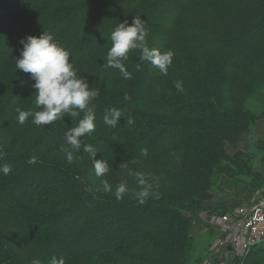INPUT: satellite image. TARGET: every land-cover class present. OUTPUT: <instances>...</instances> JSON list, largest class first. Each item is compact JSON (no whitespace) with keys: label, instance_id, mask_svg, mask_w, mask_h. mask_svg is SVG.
<instances>
[{"label":"trees","instance_id":"1","mask_svg":"<svg viewBox=\"0 0 264 264\" xmlns=\"http://www.w3.org/2000/svg\"><path fill=\"white\" fill-rule=\"evenodd\" d=\"M166 4L169 11L175 10L169 19L161 18ZM189 14L192 19L186 20ZM135 17L145 25L147 44L154 42L157 50L183 57H175L168 68L173 81L141 61L139 49L124 61L131 79H124L118 69H105L111 33ZM178 25L185 30L180 33ZM44 32L69 52L78 78L99 93L91 102L97 128L87 144L98 152L92 159L81 140L72 163L51 156L70 148L65 133L83 112L45 125L32 152L15 151L33 129L31 115L23 124L18 121L29 96L33 100L23 111L40 110L31 74L17 70L19 87L8 96L0 117V169L10 168L7 175L0 171V264H33L36 257L40 264H50L53 256L65 264H190L195 248L191 231L202 209L216 211L205 203L212 199L215 185L229 177L254 188L259 180L254 157H232L227 148L263 117L242 116L231 104L237 96H246L245 79L253 72L257 75L251 88L264 81V0H0V85L4 68L20 58L21 40ZM155 35L160 39H153ZM176 81H182V92ZM125 94L131 99L125 101ZM113 108L122 113L115 128L104 123L105 113ZM48 143L52 145L46 149ZM132 143L133 152L128 146ZM154 154L163 161L160 183L152 172ZM138 155H143L141 163ZM100 159L117 170L116 180L108 181L111 195L91 185H97L93 163ZM137 172L151 185L144 203L136 197L142 190ZM47 180L46 187L40 186ZM122 182L129 191L117 200L114 189ZM173 185L180 188L176 193ZM263 263L264 243L235 262Z\"/></svg>","mask_w":264,"mask_h":264},{"label":"clouds","instance_id":"2","mask_svg":"<svg viewBox=\"0 0 264 264\" xmlns=\"http://www.w3.org/2000/svg\"><path fill=\"white\" fill-rule=\"evenodd\" d=\"M146 36L147 31L141 18L135 17L131 24L126 21L118 24L110 36L112 46L107 51L105 69H118L124 79H131L132 73L128 71L124 61L128 59L131 51L139 49L141 61H148L160 73L167 75L168 68L173 61V53L149 48ZM21 43L23 49L20 58L16 59V68L31 74V78L35 81L33 85L36 89L35 105L41 110L34 113L20 111L18 121L23 124L31 115L35 125L45 126L52 125L54 121L64 118L65 114L75 118L80 112H83L84 116L79 120L77 126L65 133L66 143L70 146L66 151V158L69 163H72L73 153H78L81 150V138L96 131L95 113L91 102L99 93L89 87L86 79L78 78L69 52L59 46L52 35L45 32L40 36L29 35L23 38ZM139 67L138 64L137 68ZM175 87L178 92H182V81H176ZM123 99L128 101L131 98L125 94ZM121 117V111L113 108L105 115L104 123L115 128ZM126 122L131 124L133 121L128 119ZM83 151L90 153L92 159L98 152L92 145H84ZM0 159H3V153H0ZM28 162L34 163L35 161L30 159ZM93 167L97 178L104 177L110 171L106 159L95 160ZM0 171L7 175L10 168L5 165ZM135 176L142 189L136 193V197L140 203H144L150 195L151 185H146L143 173L137 172ZM101 186L105 193L113 192V187L108 180H101ZM128 191L127 184L120 183L114 189L115 198L122 200ZM33 264H40V261L34 260ZM50 264H65V261L63 258L57 260L53 256L50 258Z\"/></svg>","mask_w":264,"mask_h":264},{"label":"rangeland","instance_id":"3","mask_svg":"<svg viewBox=\"0 0 264 264\" xmlns=\"http://www.w3.org/2000/svg\"><path fill=\"white\" fill-rule=\"evenodd\" d=\"M173 1H174V3L179 4L183 0H173ZM3 3H6V2H3ZM16 3H17V1H15V4ZM166 7L167 8H162V10L160 11V12L165 13L164 15H161V18L169 19L172 15V12L175 10L173 9L172 11H169L168 10L170 7L169 4L168 5L166 4ZM210 15L207 16L208 19H212ZM192 16L193 15L189 14L186 16L185 19L190 20V19H192ZM85 26L86 27L89 26L87 22L85 23ZM177 30L181 33L185 29L181 28L178 25ZM190 32L191 31H189V34L191 36H193L194 38L201 39V37H202L201 35H197L196 32H194V33H190ZM153 39L158 40V39H160V37L158 35H155V36H153ZM147 45L149 46V48H155L156 49L154 42H151ZM175 57L180 58V59L183 58L180 54L173 53V59ZM221 63L224 65L223 62H221ZM4 70H5V73L4 72L3 73H4L5 78H4L3 83L0 85V117L2 115L3 107L5 106V104L7 102L8 96L11 95V93L17 87H19L18 80L20 79V75H18L16 65H11L10 67H6V68H4ZM14 70H16L17 75H15ZM1 72H2V70H0V73ZM256 75H257V73L253 72L252 78L245 79L247 87H248L247 91H245L247 94H246V96L243 95V97L237 96L236 103L231 104V107H232V111L241 110L242 116H247V115H250V116L253 115L254 116V114L255 115L261 114V115H263V117L257 118L250 125V130L247 132L243 131L241 133V135L237 138L235 145H229L227 150H228L229 155H231L232 157H235L238 153H243V154H247L249 156L254 157L253 165L256 169V173L259 176V180H256V182H255L257 184V186L254 188L253 187L251 188L252 184H251V186L245 185V187H249V189H251V191H253V195L249 199L245 200L244 202L242 201V202H239L237 205H231V206L219 208V207H217L218 205L224 206L227 202H230V203L232 202L233 199L230 200V197H228L226 195L232 194V192L234 193V191L230 190L226 186L225 187L227 190H225V187H223V184H222L223 181L229 177H226V178L223 177L222 180H220V182L215 185V187L213 189L214 195H213L212 199H208L205 203L207 206L209 205L208 206L209 208L207 207L208 209H214L216 211L214 213H211V212H209V210L205 211L202 209V211L197 215V219L195 220L194 226H193L192 231H191L195 237V248L192 252V261L190 262V264H213V262L215 260L217 261L215 264H235L236 260H238V259L234 258L233 253L226 251L221 246V242L228 241L229 240L228 238L230 237V234L233 231V226L228 224L229 221L222 220V218L224 215L235 214V212L239 208L246 207L252 203H255L261 197L264 196V182H263L264 181V174H263L264 173V81H263V79H260L258 85L255 88H251V84L253 83V80L256 77ZM161 76H163L167 81L168 80L173 81V79H172L173 77L171 78V76H169L168 74L167 75L163 74ZM239 77L242 78L243 75H239ZM32 100H33V96H29L27 101L24 103L21 111L25 110L29 105H31ZM106 114L107 113H105V115ZM105 115H104V117H105ZM146 121L149 122V124L152 123L150 121V119L145 118V122ZM77 124L78 123H74V124L71 123L70 127L73 128V127L77 126ZM17 125L19 126L20 124L18 123ZM96 126H97V124H96ZM18 129H19V127H16L11 131V133H10L11 137H10V142H9L10 144L12 143V139L16 136ZM43 129H44L43 125L37 126V125L33 124L32 131L17 146L15 151L16 152H29V153L32 152L34 144H36V141H37L39 135H41ZM93 134L94 133H92L91 135H85L84 137L81 138V140L84 142L85 145L93 142V138H92ZM160 134L162 135V137H166L165 132L161 131ZM102 135L103 134L100 133V135L97 136L96 140L99 141V138H101ZM240 138H241V141H240ZM116 144H118V142H116ZM51 145L52 144L48 143L46 145V149L50 148ZM128 146H129V149L132 150V152L134 150H136V144L135 143L129 144ZM111 149H112V151H115L116 148H114L112 146ZM43 150L45 151V149H43ZM67 150H68V147H65L61 152H55L51 156L54 158L67 160V158H66V151ZM43 153L44 152H42V154ZM125 154H127L126 151H125ZM73 155H74V153H73ZM138 156L140 158L139 162L141 163V161L143 159V155H138ZM153 156H154L153 157L154 165L152 167V172H153V175L155 176V178L160 183L163 181V170H164L163 161L161 160V157L158 154H154ZM236 158H239V157L236 156ZM140 165L138 166L139 168H141ZM109 167H110V171L104 177L97 178V185H93L91 183V181L89 180L91 185L93 187H95V189H97V191L99 193L104 194V195H111V194H113V192L112 193H105L103 191L102 186H101V180H104V179H106L108 181L113 180V179L116 180L114 177H116V175H117V170H115V167L112 166L111 163L109 164ZM138 167H137V169H139ZM237 183L238 182H236V184ZM48 184H49V180L45 181L44 184L40 185V186L46 187ZM54 186L56 187L58 185L55 184ZM238 186H241V184L239 183ZM172 188H173V193H176L180 189L174 185ZM242 188H244V185ZM237 190L240 191V188H236L235 192ZM66 192L67 191L64 190V193H66ZM225 192L226 193L228 192V194H225ZM228 199H229V201H228ZM210 201H212V203H209ZM214 203L216 204V207H215ZM144 221H145V219H142V223L139 224L141 226L142 230L146 228V221L145 222ZM3 223H4L3 218H0V224L3 225ZM226 230H228V231H226ZM99 240H101V238H99ZM102 242H104V240H102ZM34 260L39 261V258L37 259V257H36V258H34Z\"/></svg>","mask_w":264,"mask_h":264},{"label":"built area","instance_id":"4","mask_svg":"<svg viewBox=\"0 0 264 264\" xmlns=\"http://www.w3.org/2000/svg\"><path fill=\"white\" fill-rule=\"evenodd\" d=\"M222 220L229 221L233 231L229 240L221 242V246L241 260L253 247L264 243V196L239 208L233 215H224Z\"/></svg>","mask_w":264,"mask_h":264},{"label":"crops","instance_id":"5","mask_svg":"<svg viewBox=\"0 0 264 264\" xmlns=\"http://www.w3.org/2000/svg\"><path fill=\"white\" fill-rule=\"evenodd\" d=\"M240 141H241V138H240ZM236 182H238V183L236 184ZM239 183L241 184V186H238ZM222 184H223V187L226 186L230 190L234 191V193L232 192V194L226 195V196L230 197V200L233 199L232 202L231 203L230 202H227L224 206L218 205L217 207H219V208H223V207H227V206H231V205H237L239 202H242V201L244 202L245 200L249 199L253 195V191H251V189H249V187H245V185H246L245 183H243V182L241 183V182H239V181H237L235 179L226 178L223 181ZM243 185H244V188H242ZM226 187H225V190H227ZM236 188H240V191L237 190L235 192ZM225 194H228V192L227 193L225 192ZM228 201H229V199H228ZM209 203H212V201H210ZM215 207H216V204H215Z\"/></svg>","mask_w":264,"mask_h":264},{"label":"bare ground","instance_id":"6","mask_svg":"<svg viewBox=\"0 0 264 264\" xmlns=\"http://www.w3.org/2000/svg\"><path fill=\"white\" fill-rule=\"evenodd\" d=\"M248 153V152H247Z\"/></svg>","mask_w":264,"mask_h":264}]
</instances>
